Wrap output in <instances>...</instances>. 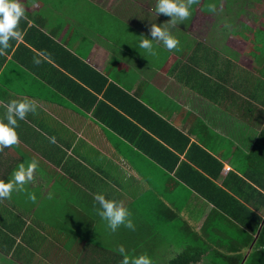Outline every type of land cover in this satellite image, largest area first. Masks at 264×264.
I'll use <instances>...</instances> for the list:
<instances>
[{
  "label": "crops",
  "instance_id": "0c3cea01",
  "mask_svg": "<svg viewBox=\"0 0 264 264\" xmlns=\"http://www.w3.org/2000/svg\"><path fill=\"white\" fill-rule=\"evenodd\" d=\"M223 1L211 6L225 10ZM21 3L20 38L0 52V120L13 99L37 109L18 120L17 143L0 146V180L32 158L39 167L24 190L0 199V219L40 224L47 257L36 252L30 264H120L119 246L158 263L163 247L165 264L180 250L205 251L191 264L244 253L264 222V55L255 35L264 15L261 29L238 20L244 32L215 33L233 25L226 15L199 37L195 2L175 26L155 13L156 0ZM152 24L168 28L179 51L158 41L155 57L138 49ZM97 193L127 207L134 228L104 231Z\"/></svg>",
  "mask_w": 264,
  "mask_h": 264
},
{
  "label": "clouds",
  "instance_id": "9594fccd",
  "mask_svg": "<svg viewBox=\"0 0 264 264\" xmlns=\"http://www.w3.org/2000/svg\"><path fill=\"white\" fill-rule=\"evenodd\" d=\"M195 0H156L155 13L164 14L170 19V25H177L191 15L192 5ZM208 10L213 11L209 5ZM25 15V9L21 0H0V52L9 47L10 39L20 38L18 24ZM151 38L140 36L136 41V47L143 49L145 54L155 57L158 49L154 46V41L162 44L164 49L179 51V41L173 36L168 28L162 25L152 24L149 28ZM33 62L40 63L39 59L34 58ZM37 105L27 99L17 101L15 99L7 102L4 120H0V146H11L17 143L18 136L16 127L18 120H23L27 113L35 112ZM49 141L55 143V137H49ZM39 167L35 158L18 164L11 172L9 179L0 180V199L10 198L15 191L24 190L27 182L33 179V172ZM97 202L96 215L103 221L106 227L115 232L120 226L132 229L134 224L130 210L114 199L106 198L102 193L94 196ZM122 255L120 264H152L151 258L147 254L129 257L125 253L124 247L119 246Z\"/></svg>",
  "mask_w": 264,
  "mask_h": 264
},
{
  "label": "trees",
  "instance_id": "16d2710c",
  "mask_svg": "<svg viewBox=\"0 0 264 264\" xmlns=\"http://www.w3.org/2000/svg\"><path fill=\"white\" fill-rule=\"evenodd\" d=\"M209 1H214L215 5H217V3H219L221 0H209ZM242 2L244 3V1ZM233 6L234 7L230 8L226 5L225 10L221 11L224 12L223 13L224 16L222 15L223 18H227V16L230 14L231 15L229 18H235L238 15V13L241 11L240 0H236ZM237 8H239V11L237 10ZM245 29H247V32L249 31V28H245ZM255 35H256V44L258 45L256 49L263 56L264 33L261 35L256 33ZM111 109L114 112V108ZM115 113L118 114L119 112H115ZM126 139L129 141H133L135 144L137 143V141L134 139H130V138H126ZM172 162H173L172 165H175V161ZM171 168H173V166ZM5 222H6L5 218L0 219V262H1L0 264H3L2 262H4L5 264H30L35 259L34 256L36 255V252L38 253V255L41 254L40 258L47 257L46 255L47 252L41 251L43 244L47 239L46 238L47 236L41 233V231L43 230L41 229L40 224H39L40 228H36V226L33 228L32 223L34 222L35 224V220H32V222L29 221L27 224L24 221L20 224H17L12 221L7 225L5 224ZM258 222L259 219H257L255 222V228ZM18 227L23 228V230L20 232ZM123 238H127L126 234H124ZM17 240L22 244L19 243L16 244ZM104 242L109 243L108 239ZM246 245L247 248L244 253L239 252L237 250H232L228 255H223L218 252H213V255L216 254V256L219 258L217 260L218 264H264V222L262 223L258 235L255 238L254 236H249ZM110 252L111 250L109 249V247H104V249L102 250V255L105 256L108 253L110 254ZM204 253H205L204 250H199V249L198 250L194 249V251L192 250L183 251L180 254L176 255L174 258H172L167 264L197 263L198 261H200Z\"/></svg>",
  "mask_w": 264,
  "mask_h": 264
},
{
  "label": "rangeland",
  "instance_id": "374dc122",
  "mask_svg": "<svg viewBox=\"0 0 264 264\" xmlns=\"http://www.w3.org/2000/svg\"><path fill=\"white\" fill-rule=\"evenodd\" d=\"M224 1L226 2V5L230 8L234 7L233 4L236 2V0H224ZM224 1H223V5H224ZM199 3H200V0H195L196 5H194V33H195V35H198L199 37H203L204 33L207 34L209 32V29H210L209 26L211 25V23L216 21L217 18H222V15L224 16V14H223L224 12H221L222 10H220V9L223 6L221 4H219V6H216L217 9H214V11L212 13L199 16L200 13L204 12V10L208 7V5H213V6L215 5L214 1L206 0L205 4L202 5V7L200 9V13H199V12H197V7H196ZM226 5H224V7ZM237 10H238V8H237ZM234 12H235V10H234ZM230 15H229V17H230ZM263 15H264V0H247V2L246 1L244 2V6H242V12L235 17V21H232L233 25L231 26L229 23H227V25L224 26L222 30L215 32V33L220 34V33H222L223 30L225 32H227L229 29H230L229 31H231L232 34H239V32H244V30H243L244 28L243 27L240 28L239 25H237V23H239V21L243 22L244 24H246L251 29H253V28L254 29H256V28L261 29L262 27H260V25H261V22L263 19V17H262ZM222 20H224V19H222ZM234 24H236V27ZM211 33H213V32L211 31ZM249 33H248V35H249ZM218 37H223V36L220 35ZM53 219L56 220L55 218H53ZM100 222H101V226L103 227L104 231H107V229H106L107 227H106L105 223L101 220H100ZM109 235L110 234L103 236V237L105 239H108V241H109V238H110ZM119 237H120L119 238L120 243H127L126 238H123L122 235ZM155 237H156V239H160L159 235H155ZM114 238H116V236H114L113 239ZM119 245H123V244H119ZM177 246L181 247L179 245V243H177ZM162 248L163 247H161L160 249H157V251L155 252V254L159 260V263L154 258V260L151 259L152 264L153 263L154 264H165V261H166L164 259L165 252L162 251ZM166 250H167V248H166ZM181 252H183V250L179 251V253H181ZM74 253L77 254V252H74ZM126 254L129 255V257L134 256V254H132L130 252H128ZM166 255L169 256L172 254L167 252ZM66 262L69 264H79L78 261L77 260L74 261V259H73V262L72 261H66ZM2 263L5 264L4 262H2Z\"/></svg>",
  "mask_w": 264,
  "mask_h": 264
}]
</instances>
